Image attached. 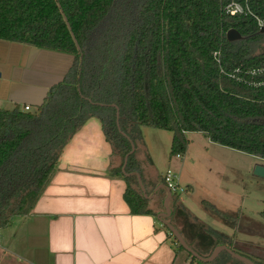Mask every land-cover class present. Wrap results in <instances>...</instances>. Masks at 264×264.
Masks as SVG:
<instances>
[{"label":"trees","instance_id":"1","mask_svg":"<svg viewBox=\"0 0 264 264\" xmlns=\"http://www.w3.org/2000/svg\"><path fill=\"white\" fill-rule=\"evenodd\" d=\"M122 1L0 0V41L74 58L35 111L0 109V230L33 210L65 149L93 118L122 158L114 172L127 183L124 199L135 216L157 213L137 177L122 173L137 140L133 125L171 132L172 157H185L188 133H203L264 160V53L247 45L264 35V0H142L134 15ZM233 1L243 14H226ZM111 16L120 30L97 35ZM231 30L243 39L229 42ZM134 155L126 173L135 172ZM208 234L215 247L233 250Z\"/></svg>","mask_w":264,"mask_h":264},{"label":"crops","instance_id":"2","mask_svg":"<svg viewBox=\"0 0 264 264\" xmlns=\"http://www.w3.org/2000/svg\"><path fill=\"white\" fill-rule=\"evenodd\" d=\"M69 56L0 41V108L40 106L70 71ZM102 131L99 121H88L65 149L33 210L0 230V264H202L178 251L157 216L130 213L127 183L113 171L119 155ZM147 178L154 188L164 185L162 178ZM164 193L149 201L151 209L157 210ZM170 206L175 211L169 222L194 251L210 256L215 241L199 252L198 235L184 222L179 204Z\"/></svg>","mask_w":264,"mask_h":264},{"label":"rangeland","instance_id":"3","mask_svg":"<svg viewBox=\"0 0 264 264\" xmlns=\"http://www.w3.org/2000/svg\"><path fill=\"white\" fill-rule=\"evenodd\" d=\"M138 1L142 0H123L122 4H127L130 7L129 12H133L134 15L140 9V5H136ZM127 9L128 7L125 8V12ZM118 11L120 10L113 13L114 17ZM129 12L125 13L126 17L130 15ZM114 17H110L97 35L107 36L105 34L120 30L119 20L116 21ZM107 38L109 39V36ZM247 45L253 55L264 53V35L258 42ZM24 62L22 66L27 65L28 61ZM16 108L23 110L21 106L14 107ZM0 109L14 110L6 107ZM32 109L35 110L36 107ZM94 119L100 122L99 119ZM262 122L264 123V120ZM132 127L137 140L131 166L142 177L146 194L152 198L148 201L156 200L159 194L162 197L165 191L158 190L161 184L155 188L151 186L147 177L159 180L168 170L175 172L180 186L187 188V191L174 194L172 198L179 199L177 205L179 204L184 222L189 224L193 235H198L201 244L199 248L197 247L199 252H206L205 248L210 246V241L216 243V240L208 234L212 231L217 239L228 241L235 253L248 259L263 261L264 177L256 176L255 170L258 166L264 167V160L214 144L203 133H188L185 157H172L171 132L144 126ZM110 147L112 148L111 145ZM114 164L117 171L121 167L122 158L116 156ZM163 203L164 201H160L155 209L163 212ZM157 210L154 211L158 213ZM172 211H175V207ZM206 254L209 256V252ZM218 259L219 264H244L226 252H223Z\"/></svg>","mask_w":264,"mask_h":264},{"label":"water","instance_id":"4","mask_svg":"<svg viewBox=\"0 0 264 264\" xmlns=\"http://www.w3.org/2000/svg\"><path fill=\"white\" fill-rule=\"evenodd\" d=\"M262 32H264V27L262 28ZM227 38H228L229 42H237V41H241L243 39V37L235 30L229 31L227 34ZM117 120L119 121V112L117 115ZM131 148H132L131 152L125 157V163H124V166L122 168V173L127 178L128 177H137L138 183H139V186H140V189H141L143 195L145 196L146 199L152 200V198L148 197L146 194V189L144 187L141 175L138 172L126 173V168L128 165L129 158L131 155H133L135 153V150H136L135 145L132 141H131ZM255 175L258 177H264V167L258 166L255 170ZM160 189H162L166 192V198H165L164 203H163L164 212L159 213L157 215L158 221L162 224L163 227H165L170 232V234L175 238L176 242L180 246H182L185 251H187L190 255H192V257L197 259L198 262H200L202 264L214 263L223 252H226L231 257H233L234 259H236V260H238L244 264H254V262L252 260L235 253L233 250H231L227 246H223V245L216 247L209 257H203L199 253L194 251L187 244V242L185 241V239L183 238L181 233L176 229V227L168 221V219L173 214L172 209L170 208V205H169L172 201V194L167 189V187L165 185H162L161 187H159L158 190H160ZM158 190H157V192H158ZM157 192H156V194H157Z\"/></svg>","mask_w":264,"mask_h":264},{"label":"built area","instance_id":"5","mask_svg":"<svg viewBox=\"0 0 264 264\" xmlns=\"http://www.w3.org/2000/svg\"><path fill=\"white\" fill-rule=\"evenodd\" d=\"M226 14L231 15V16H236L244 13V8L242 7L241 4H239L236 1H233L229 6L226 7L225 9ZM260 27H264V22L259 23ZM253 74H256V71L253 72ZM25 112H31L32 109L29 106H26L24 108ZM178 158H182L178 156ZM164 185L167 187V189L171 192L172 195L178 194L179 192H186L187 188L181 187L179 183V178L178 175L171 171L168 170L162 177ZM1 239V236H0Z\"/></svg>","mask_w":264,"mask_h":264},{"label":"flooded vegetation","instance_id":"6","mask_svg":"<svg viewBox=\"0 0 264 264\" xmlns=\"http://www.w3.org/2000/svg\"><path fill=\"white\" fill-rule=\"evenodd\" d=\"M162 213V212H161ZM172 217V216H171ZM171 217L168 219V221L171 219Z\"/></svg>","mask_w":264,"mask_h":264}]
</instances>
